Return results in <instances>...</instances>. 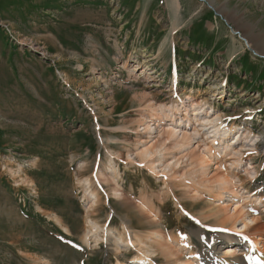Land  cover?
I'll use <instances>...</instances> for the list:
<instances>
[{
  "label": "rangeland",
  "instance_id": "obj_1",
  "mask_svg": "<svg viewBox=\"0 0 264 264\" xmlns=\"http://www.w3.org/2000/svg\"><path fill=\"white\" fill-rule=\"evenodd\" d=\"M179 1V27L172 34L174 14L167 0H0V264L129 261L133 249L122 243L115 250L118 245L109 232L122 234L125 226L130 237L145 239L148 232L157 231L170 242L182 240L179 231L189 233L193 250L210 255L207 242L213 233L204 229L219 232L202 217L219 216V202L196 200L187 213L198 224L181 212L185 210L180 204L191 194L178 196L177 191L185 190L180 175L173 173L191 167L182 160L184 150L166 144L167 149L159 151V135L150 146L154 133L170 124V118L163 125L151 118V110H186L192 134L195 119L205 112L222 123L232 119L234 125H227L243 127L240 135L256 145L244 148L248 157L242 165L264 164V0ZM144 65L154 74H142ZM173 66L178 70L176 86L173 73L169 75ZM193 101L203 105L198 117L189 106ZM148 124L155 130L145 132ZM140 139L146 144L138 145ZM205 144L209 141L203 135L196 136L191 150L200 154ZM149 146L155 153L143 162L142 150ZM227 160L218 171L231 174L238 165ZM175 161L180 167L163 169ZM151 162L159 169L154 171ZM112 165L118 170L115 175ZM233 171L245 182L253 178L237 168ZM262 173L258 182L247 183L248 192L252 187L264 189ZM95 182L104 191L96 206L83 197L84 188L96 189ZM198 184L208 183L196 178V190L205 192L207 188ZM143 200L154 207L158 220L139 209ZM88 222L104 229L91 232ZM199 224L203 228L198 229ZM100 229L108 233L106 241ZM196 231L207 238L200 242L203 236ZM178 250L173 257L181 255Z\"/></svg>",
  "mask_w": 264,
  "mask_h": 264
},
{
  "label": "bare ground",
  "instance_id": "obj_2",
  "mask_svg": "<svg viewBox=\"0 0 264 264\" xmlns=\"http://www.w3.org/2000/svg\"><path fill=\"white\" fill-rule=\"evenodd\" d=\"M170 1L172 3L173 8H175L176 11L178 10L177 12L179 13V15H181V13H180L181 9H182L181 8L182 5L180 3L181 1H179V0H170ZM239 35H240V33H239ZM242 40H245V39H242ZM244 42L246 43L245 46L249 47V42L247 40H245ZM241 46H242V44H241ZM249 49L252 50L253 48H249ZM258 55H260V52L258 53ZM262 56H264V55H262ZM136 67H139V65H136ZM148 67H149V65H144V68L142 69V74L147 75L148 72H151L150 73L151 75L154 74V71H151ZM140 68H137V69H140ZM137 69H134L132 71L133 72L138 71ZM175 72L176 71L173 72V79H172V83L174 86H176V84H177L176 81L178 79V78H176L177 74ZM189 106H191V111H193V112L196 111V114H194V117H198L199 112L203 108V105L199 102L193 101V102L189 103ZM159 108L160 109L154 108L151 110V118H156L157 121H159L161 125L164 124V119L166 120V118H170V119L166 120V122L170 121V124H169V127H167V129L161 128L162 127L161 126L160 130L158 132H155V133L153 132L155 137L150 140V142H151L150 146L156 144V143L155 144H153V143L155 142L154 140L159 135L161 137V139L160 138L159 139L157 138V139H158L160 144H159V146H158V144H156V146L159 148V151H161L162 148H163V150L167 149L166 148L167 145H172L173 148L177 149L178 152H180V153L183 152V150H184L185 154L182 157V160L185 159L186 162L189 163V165L191 167L190 169H187L186 167H180V165L182 163H180L179 161H175L174 164L168 163L165 167H163L164 170L169 169L167 172H172L175 168L180 167L173 174L174 175H178V174L180 175L179 176L180 180H178V182H180V184L183 187V190H185V192L177 191L178 196L182 195L183 193L191 194L190 200L184 202V204H180V202L176 198L177 201L179 202V203L177 202V205H179V204L182 205L181 208L185 211H188V210L194 209V207L196 205V200H198L200 198L205 197L209 201L216 199L215 202H219V205L216 208L215 213H221V214L219 216L213 217L212 216L213 213H211L212 215L208 214L206 216H203L202 219H204L208 222H212V224H214L216 226V230L219 232V234L215 236V239H222L224 241L223 247H222V245H220V246L219 245H217V246L212 245L211 249H212V252H214V254H212L211 256H207V255L201 253L199 256V264H245L243 255H247V257H250V255L248 254L249 249H253L254 253L255 252L260 253L264 256V223H263L264 220L262 219L260 212H259L260 211L259 206H260V208H263V210H264V191L261 189H254L251 192H248L247 191V188H248L247 183L251 182V181L245 182L243 179H241L239 176H237L236 173H234L235 171L231 174L228 172H226V173L220 172V170L219 171L217 170L218 167L215 165L216 163L221 162L222 158H225V157H227L228 160L232 161V165L233 164L234 165H240V163L242 164L243 159L246 158V156H248V155L245 156L244 154H242V151L240 150V148L242 150L244 149V147H247V148L248 147L249 148L254 147L255 148L256 145L254 146V144L252 143V140L247 141V139H243V138L242 139L239 138V139H237V141H233V143H231V146H233V147L228 145V142L231 141V139H229V137L230 136L234 137V135L236 133H239L240 130L243 128L241 126L229 127V125H227L228 123H222L219 120V118H211L207 112L204 113L202 118L195 119L197 124H196V126H194L193 134H192V133H189L187 131L188 125L186 123L189 124L191 121H190V116L188 115L186 110H184L182 112V110L179 108L169 107L165 112H162L164 110V107H159ZM205 109H207V108H204L202 111H204ZM159 113H163L164 116H158ZM176 116H181V117L183 116L186 118V121H185V118L176 119ZM149 126L150 125L148 124L144 128L145 130L147 128L146 131L144 130L145 132H148L149 130H155V128H150ZM220 133H221V135H220ZM224 134H225V136H223V137H226V138L228 137V138L222 140L221 143H223V145L224 144L225 145L219 149L217 148V152L212 151L211 147L214 146L215 144L216 145L218 144V141L216 143H214L215 141H213V140L218 138V135H220L219 136V138H220ZM199 135H203L205 137V139L209 141V144H210V146L205 144L204 149L202 150V151H204V153H202V151H201L200 154L193 151L194 149L191 150L192 142L195 141L196 136H199ZM240 137H241V135H240ZM138 142H139L138 145H143L144 143L146 144L144 139H140V141L138 140ZM235 145L237 147H240L239 150L237 147H235ZM150 146L148 148H145L142 150V156L144 157L143 162L146 160L145 157L151 158L155 153L151 149L152 146L151 147ZM220 149H225V150L223 151V153L222 152L220 153ZM250 149H253V148H250ZM132 155H133V153H132ZM139 155H141V153H139ZM138 158H140V157H138ZM140 161H141V159H140ZM152 162L150 163V165L153 164ZM141 163H142V161H141ZM210 164L214 165L213 171L210 168L211 167ZM228 164H230V163H228ZM145 165H148V164H145ZM162 166H164V165L161 164L159 166L160 169ZM149 167L151 168V166H149ZM152 168L155 171L157 167H153V165H152ZM253 168H254V166H252V164L250 163L247 168L242 169V170L239 169V172L241 171V172H245V173L249 174L250 171L253 170ZM109 169H110V172L112 175H115L118 172V170L115 166H113ZM157 169H159V168H157ZM164 170H163V173L165 172ZM209 170H210V174L208 173ZM101 173H100V176H101ZM254 174H255V172H254ZM169 175L167 174V177H169ZM188 176L190 177L189 179L192 181L193 185L190 184V180H188V178H187ZM114 177L115 176L111 177V179L112 178L114 179ZM100 178L101 177H99L97 179L99 180ZM103 178L104 177H102L101 179H103ZM196 178H198V180H200V182L202 184L208 183V187H202L200 184L197 185V186L202 187L204 190H205V188H207L205 190V192L204 191L199 192L198 190H196ZM172 180H174V179H172ZM105 181H106V179H104V182ZM84 182H86L85 183L86 186H89V180L88 181L84 180L83 183ZM102 183H103V180H102ZM105 183L107 184L108 182L106 181ZM235 183L238 184V188L241 187V189H244L245 193L248 195L247 197H243V195H242V197L240 198L241 203L235 201L236 198H237V200L239 199V197H237V195L235 193V191H236V189L234 188ZM95 184H96V182H95ZM170 185H171V183H170ZM86 186H84V187H86ZM89 187H91V185ZM184 188H186V189H184ZM84 191H85L84 192L85 194H83V197H87L88 199H91L89 204L92 203V205L96 206V203L99 200V196L95 192V190L94 189L90 190L89 188H84ZM110 192H111V190H110ZM113 192H114L113 196H115L116 198H118L120 200L123 198L122 193H120L118 191H113ZM169 193H170V195L175 197V195L172 191L169 190ZM175 194L177 196V193H175ZM226 197L231 200V204L228 205V203H226V199H227ZM147 201L148 200H143L141 202L142 204L139 205V209L140 210L141 209L146 210L149 213L151 212L152 215L155 216L154 219L158 220L159 218H157L158 217L157 214H153L154 211L152 208H154V207L151 204H148ZM188 203H191L192 205L190 204L191 206L188 207V205H187ZM124 204L127 206L126 203H124ZM148 205H150V206H148ZM204 210H205V207H204ZM124 224L125 223H123V227L125 226ZM88 225H89V227H91L90 228L91 232H94V233H98L97 232L98 228H101V227H97L92 222H88ZM239 227H241V228L238 229ZM101 229H104V227ZM101 231L103 232V230H101ZM105 231L106 230H104V232ZM129 231L130 230L128 229V227L125 226L122 234L117 233L116 235H114V232H112L109 229V232H111L114 236L113 240L115 239V241H113V243L114 244L117 243V244H115V246L118 245V247H115L116 248L115 250L118 251L119 248L122 247L121 246L122 243H126V244H128L129 247H132L133 252H134L133 253L134 256L132 259L129 260V262H128V260H124V261H118L117 264H160L161 259H159V258L164 259L163 263H165V264H191V261H189L188 258L185 259V256L180 255L177 257H173L174 254L179 253L178 248H183L184 250H187L188 254L193 257L192 252L189 251L187 248V243L186 244H184V243L180 244L178 240L174 239V240H172L173 242L171 241L170 243H168V244H171L173 246L176 245L174 248H172V246H170L166 243V241H165L166 236H163L160 232H157V231L148 232L145 236V239H143L142 236L138 237L137 236L138 234L137 235L133 234V237H130ZM106 234H108V233H106ZM195 235L198 237L201 235L205 236V234L201 233L200 231H196ZM95 236H94L95 238H93V240L96 242L99 239V236H97V234ZM124 236H125V238H127V236H129V238H127V240H125ZM245 237L247 239H245ZM146 240H149L150 243H147ZM225 248H227V249H225ZM223 249H225L223 251V254L217 258V255H219ZM213 255H215V256H213ZM150 256H154V257H150ZM156 257H159V258H156ZM253 264H255V263L253 262ZM263 264H264V261H263Z\"/></svg>",
  "mask_w": 264,
  "mask_h": 264
},
{
  "label": "crops",
  "instance_id": "obj_3",
  "mask_svg": "<svg viewBox=\"0 0 264 264\" xmlns=\"http://www.w3.org/2000/svg\"><path fill=\"white\" fill-rule=\"evenodd\" d=\"M167 6H168L169 9L172 10V12H173V14H174V17H173V18H172V16L170 15L171 28H170V30H169V33L172 31V34H174L175 32H177V30H175V29H177V28L179 27V25L177 24L176 20L180 19L181 15H179V13L177 12L178 10L176 11V9L173 8L172 3H171L170 0H167ZM203 18H204V17H203ZM200 20H201V19H199L198 21H200ZM207 21H209V20H207ZM168 37H169V35H168Z\"/></svg>",
  "mask_w": 264,
  "mask_h": 264
},
{
  "label": "snow or ice",
  "instance_id": "obj_4",
  "mask_svg": "<svg viewBox=\"0 0 264 264\" xmlns=\"http://www.w3.org/2000/svg\"><path fill=\"white\" fill-rule=\"evenodd\" d=\"M245 239H247V238L245 237Z\"/></svg>",
  "mask_w": 264,
  "mask_h": 264
}]
</instances>
